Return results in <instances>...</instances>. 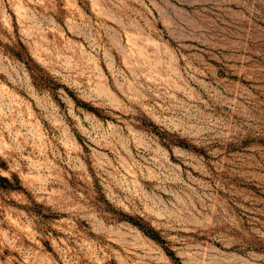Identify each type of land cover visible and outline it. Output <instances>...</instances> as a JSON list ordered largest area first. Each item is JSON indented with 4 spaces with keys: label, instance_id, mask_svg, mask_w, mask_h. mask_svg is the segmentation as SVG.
I'll return each instance as SVG.
<instances>
[{
    "label": "rangeland",
    "instance_id": "obj_1",
    "mask_svg": "<svg viewBox=\"0 0 264 264\" xmlns=\"http://www.w3.org/2000/svg\"><path fill=\"white\" fill-rule=\"evenodd\" d=\"M0 264H264V0H0Z\"/></svg>",
    "mask_w": 264,
    "mask_h": 264
}]
</instances>
